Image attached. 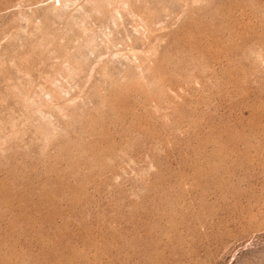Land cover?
<instances>
[{
    "label": "rangeland",
    "instance_id": "rangeland-1",
    "mask_svg": "<svg viewBox=\"0 0 264 264\" xmlns=\"http://www.w3.org/2000/svg\"><path fill=\"white\" fill-rule=\"evenodd\" d=\"M0 264H264V0H0Z\"/></svg>",
    "mask_w": 264,
    "mask_h": 264
}]
</instances>
